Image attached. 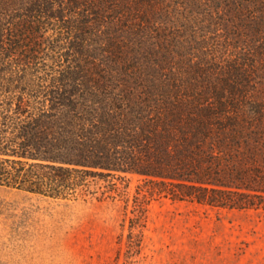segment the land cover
I'll return each mask as SVG.
<instances>
[{
	"label": "trees",
	"instance_id": "1",
	"mask_svg": "<svg viewBox=\"0 0 264 264\" xmlns=\"http://www.w3.org/2000/svg\"><path fill=\"white\" fill-rule=\"evenodd\" d=\"M0 186L264 208V0H0Z\"/></svg>",
	"mask_w": 264,
	"mask_h": 264
},
{
	"label": "rangeland",
	"instance_id": "2",
	"mask_svg": "<svg viewBox=\"0 0 264 264\" xmlns=\"http://www.w3.org/2000/svg\"><path fill=\"white\" fill-rule=\"evenodd\" d=\"M131 207L119 196L56 199L0 186V264H125ZM146 207L128 264H264V208L164 197Z\"/></svg>",
	"mask_w": 264,
	"mask_h": 264
}]
</instances>
